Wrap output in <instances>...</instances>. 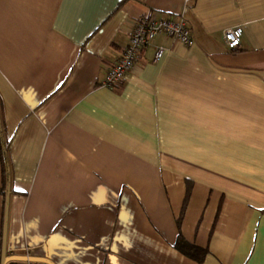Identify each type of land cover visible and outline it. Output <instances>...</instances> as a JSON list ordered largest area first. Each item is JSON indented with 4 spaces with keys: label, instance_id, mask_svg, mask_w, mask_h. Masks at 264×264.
Segmentation results:
<instances>
[{
    "label": "crops",
    "instance_id": "crops-1",
    "mask_svg": "<svg viewBox=\"0 0 264 264\" xmlns=\"http://www.w3.org/2000/svg\"><path fill=\"white\" fill-rule=\"evenodd\" d=\"M153 14L193 45L101 87ZM179 234L264 264V0H0V264H198Z\"/></svg>",
    "mask_w": 264,
    "mask_h": 264
},
{
    "label": "built area",
    "instance_id": "built-area-1",
    "mask_svg": "<svg viewBox=\"0 0 264 264\" xmlns=\"http://www.w3.org/2000/svg\"><path fill=\"white\" fill-rule=\"evenodd\" d=\"M159 35L171 38L186 47L194 43L193 32L182 15L153 14L142 17L133 25L124 53L107 69L99 85L105 88L117 87L134 67L138 54L143 49L153 46L155 38ZM241 37L240 26L225 29L222 33L224 45L230 51L240 47ZM163 53V48L155 47L153 62L158 61Z\"/></svg>",
    "mask_w": 264,
    "mask_h": 264
},
{
    "label": "trees",
    "instance_id": "trees-1",
    "mask_svg": "<svg viewBox=\"0 0 264 264\" xmlns=\"http://www.w3.org/2000/svg\"><path fill=\"white\" fill-rule=\"evenodd\" d=\"M189 193H190V184L187 183L185 198H184V201H183V205H182V208H181L179 219L177 220L178 225H180L182 216L184 214L185 205H186ZM174 248L177 251H179L181 254H183L184 256L196 261L198 264L202 263L205 255H206V250L200 249L198 247H195L193 245L188 244L182 238V236L180 234L178 235V237L176 239V242L174 244Z\"/></svg>",
    "mask_w": 264,
    "mask_h": 264
}]
</instances>
